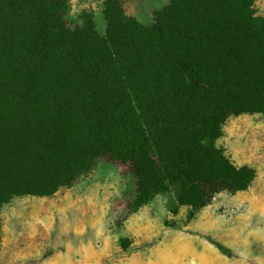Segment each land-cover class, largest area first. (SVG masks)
<instances>
[{
	"label": "trees",
	"instance_id": "16d2710c",
	"mask_svg": "<svg viewBox=\"0 0 264 264\" xmlns=\"http://www.w3.org/2000/svg\"><path fill=\"white\" fill-rule=\"evenodd\" d=\"M256 1L167 0L144 24L104 0L100 33L91 13L67 20L70 0H0V209L71 187L101 158L129 167L131 213L168 195L191 220L247 190L256 170L217 140L229 116H264Z\"/></svg>",
	"mask_w": 264,
	"mask_h": 264
},
{
	"label": "rangeland",
	"instance_id": "374dc122",
	"mask_svg": "<svg viewBox=\"0 0 264 264\" xmlns=\"http://www.w3.org/2000/svg\"><path fill=\"white\" fill-rule=\"evenodd\" d=\"M103 3L70 0L66 18L81 25L91 13L103 33ZM122 3L127 15L150 24L167 0ZM254 8L264 16V0ZM217 145L236 165L256 170L247 190L216 194L191 220L185 206L177 215L169 212L168 195L131 213L129 167L101 158L69 188L50 197H16L1 207L0 264H264V116H229Z\"/></svg>",
	"mask_w": 264,
	"mask_h": 264
}]
</instances>
